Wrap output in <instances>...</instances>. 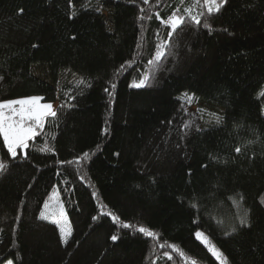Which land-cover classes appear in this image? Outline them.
I'll return each mask as SVG.
<instances>
[{
  "label": "trees",
  "instance_id": "trees-1",
  "mask_svg": "<svg viewBox=\"0 0 264 264\" xmlns=\"http://www.w3.org/2000/svg\"><path fill=\"white\" fill-rule=\"evenodd\" d=\"M190 3L0 0V101L40 96L57 111L15 160L0 138V264H217L197 231L231 264H264V0H228L201 25L188 20L149 65L169 39L155 13ZM145 73V87L129 86ZM60 74L76 81L58 87ZM185 93L221 110V122L203 127ZM53 189L67 244L39 218ZM245 212L251 230L226 236Z\"/></svg>",
  "mask_w": 264,
  "mask_h": 264
},
{
  "label": "snow or ice",
  "instance_id": "snow-or-ice-1",
  "mask_svg": "<svg viewBox=\"0 0 264 264\" xmlns=\"http://www.w3.org/2000/svg\"><path fill=\"white\" fill-rule=\"evenodd\" d=\"M150 0H143L144 4H149ZM160 0H157L159 3ZM180 4H185V0H179ZM228 3V0H191V3L183 9L184 14H180L181 10L179 8L175 9L171 15H169L166 19L161 18L160 13H155V18L160 20V23L170 30L167 32V37L169 38L166 41L161 42L156 45V51L152 59L148 60L149 65L158 64L161 59L166 55V48L170 39L173 37L174 33L184 25L188 20H190L193 24L199 26L202 23V17L207 15H212L214 13L220 12L221 8ZM200 8L205 9L196 14H193L194 9ZM23 9H21V12ZM144 8L140 9V12H145ZM75 13H73L74 15ZM139 19H152L153 17L150 15H144L138 17ZM203 27L211 29V25L205 20L203 22ZM226 31V29H225ZM35 47V45H34ZM125 64L128 67H131L132 61H127ZM125 64L120 66V69L117 71H121L125 68ZM150 75L145 73L144 76L138 81H133L131 85L132 88H143L148 84ZM4 77L0 76V80H3ZM81 84L84 81H80ZM111 88L115 89L116 84L112 83ZM105 92H109L108 88L104 89ZM111 96L112 93H109ZM261 96H264V91L260 93ZM185 96L188 99V102L191 103L192 97L188 96L185 93ZM43 97L40 96H27L17 99H8L0 101V138H2L3 144L7 149L6 155H10V157L15 160L18 156V149H27L29 146V141L35 139L40 133L44 130L45 125L49 119V117L55 118L57 116V111L54 109L53 104L51 103H41ZM221 117L216 118L217 124L221 122ZM185 128L188 127L187 124L184 125ZM107 131V129H105ZM54 138V137H53ZM248 143H252L249 141ZM43 151V149H42ZM234 151L237 154H244V149L240 146L235 147ZM84 157H88V153L83 154ZM27 153H25V157ZM79 159V158H78ZM77 159V162H78ZM218 157L210 156V160H217ZM60 163H73V161H60ZM202 167L207 168L208 165H202ZM8 168V164L6 162H0V172L6 171ZM31 187V185H29ZM56 192L52 193V196L49 197V200L56 198ZM239 195V194H238ZM93 196H96V193H93ZM240 200H243V196H239ZM235 202V201H234ZM261 205H264V200L260 201ZM195 207V205H193ZM44 211L40 212V219H50L51 217H55L52 219V223L56 224L60 231V239L63 243H68V237L71 236V229L67 227L68 221L65 218V213L63 210V206H59V211L54 209H50L49 202H45ZM103 215L111 216L112 221L118 224L122 228H135L134 225L129 223H124L120 220V217L115 215L112 212L102 213ZM93 219H97V217H93ZM251 223L248 219V213L245 212L244 216L239 220V228L236 226L232 227L231 232H225L226 236H231L233 233L240 231L241 229L251 230ZM139 233H143L147 237L157 238V234L146 227H139L136 229ZM195 236L198 240H201V243L205 245L208 251L211 253V256L215 258L217 264H231L229 258L225 253L219 249L214 243H212L211 239L208 238L203 232L197 231ZM118 237L116 235L111 236L112 241H117ZM163 246V245H161ZM174 250H176L175 245H170ZM165 255H168L165 253ZM180 255L183 256L184 253L180 252ZM172 257L169 256V259ZM7 264H13L12 260L7 261Z\"/></svg>",
  "mask_w": 264,
  "mask_h": 264
},
{
  "label": "rangeland",
  "instance_id": "rangeland-1",
  "mask_svg": "<svg viewBox=\"0 0 264 264\" xmlns=\"http://www.w3.org/2000/svg\"><path fill=\"white\" fill-rule=\"evenodd\" d=\"M33 72H34V75L35 76L40 77V78H43V79H47L46 69H45V67L43 65H36V66H34L33 67ZM75 81H76V78L74 76H72V75H69V74H60L57 77V85H58V87H62L65 84L72 83V82H75ZM58 96H60V92H58ZM188 96H191L192 97L191 103L188 102V99L185 96V94L180 95V98L182 100H184L185 102H187L191 106V108L193 110H195V111H197L199 113V115L201 117V121H202V126L203 127H208V126L217 124L216 118L217 117H221V115H222L221 114V110H219L218 108H216V107H214V106H212V105H210V104H208L206 102H203V101L197 99L196 97H194V96H192L190 94H188ZM59 99H60V97H58L57 101H59ZM41 103H51V104H53L54 109H55L56 102L55 103H52V102H44V101H41ZM54 191L57 194L56 195V198H54L52 200H49V197L52 196V193ZM45 202H49L50 209H54L56 211H59V206L60 205L63 206L62 202L60 201V198L58 196V193H57V190L56 189H53L49 193V195H48V197H47V199H46ZM63 210H64V213H65V218L68 221V218L66 216V212H65L64 207H63ZM41 211H44V207L43 206H42ZM39 216H40V213H39ZM54 218L55 217H51L50 219H47L45 221H48V222H51L52 223V219H54ZM42 220H44V219H42ZM67 227L70 228L69 222H68ZM58 231H59V228H58ZM59 234H60V231H59ZM3 264H7V261L4 262Z\"/></svg>",
  "mask_w": 264,
  "mask_h": 264
}]
</instances>
